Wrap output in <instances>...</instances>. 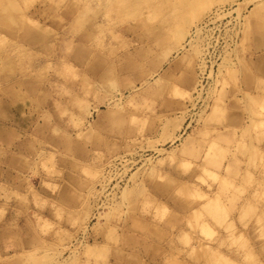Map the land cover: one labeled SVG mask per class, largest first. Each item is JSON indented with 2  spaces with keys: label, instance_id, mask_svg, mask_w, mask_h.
I'll return each mask as SVG.
<instances>
[{
  "label": "rangeland",
  "instance_id": "374dc122",
  "mask_svg": "<svg viewBox=\"0 0 264 264\" xmlns=\"http://www.w3.org/2000/svg\"><path fill=\"white\" fill-rule=\"evenodd\" d=\"M0 264H264V0H0Z\"/></svg>",
  "mask_w": 264,
  "mask_h": 264
},
{
  "label": "bare ground",
  "instance_id": "6f19581e",
  "mask_svg": "<svg viewBox=\"0 0 264 264\" xmlns=\"http://www.w3.org/2000/svg\"><path fill=\"white\" fill-rule=\"evenodd\" d=\"M64 72H66L65 69H64Z\"/></svg>",
  "mask_w": 264,
  "mask_h": 264
}]
</instances>
